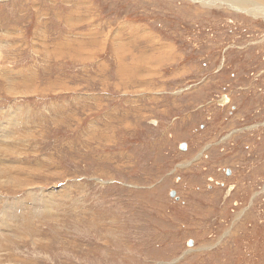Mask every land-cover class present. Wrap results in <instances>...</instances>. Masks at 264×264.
I'll list each match as a JSON object with an SVG mask.
<instances>
[{
  "label": "rangeland",
  "instance_id": "rangeland-1",
  "mask_svg": "<svg viewBox=\"0 0 264 264\" xmlns=\"http://www.w3.org/2000/svg\"><path fill=\"white\" fill-rule=\"evenodd\" d=\"M0 138V264H264V0H0Z\"/></svg>",
  "mask_w": 264,
  "mask_h": 264
},
{
  "label": "bare ground",
  "instance_id": "bare-ground-1",
  "mask_svg": "<svg viewBox=\"0 0 264 264\" xmlns=\"http://www.w3.org/2000/svg\"><path fill=\"white\" fill-rule=\"evenodd\" d=\"M198 1V0H197ZM212 1V0H211ZM7 91H8V89H7ZM11 92H12V90H10ZM20 116V115H19ZM7 120V119H6ZM13 121V120H12ZM11 123V122H10ZM13 125V124H12ZM11 125H9V127H10ZM11 128V127H10ZM9 128V129H10ZM10 130H12V129H10ZM12 132V131H11ZM12 134V133H11ZM13 135V134H12ZM3 136H5V134L4 133H2L1 132V138L3 137ZM1 138H0V141H1ZM10 138H12V137H10ZM3 140V139H2ZM4 141V140H3ZM0 145H2V144H0ZM9 146V145H8ZM11 146V145H10ZM1 147V146H0ZM3 147V146H2ZM16 147V146H15ZM11 148V147H10ZM11 150H12V148H11ZM8 159V158H7ZM5 161V160H4ZM10 162V161H9ZM9 164V163H8ZM0 169H1V167H0ZM8 174H10V173H8ZM10 176V175H9ZM11 176H13V175H11ZM16 176V175H15ZM3 178V177H2ZM12 178V177H11ZM16 178V177H15ZM8 180H10V179H8ZM12 180H13V178H12ZM11 180V181H12ZM13 182V181H12ZM14 183V182H13ZM6 238V237H5Z\"/></svg>",
  "mask_w": 264,
  "mask_h": 264
},
{
  "label": "water",
  "instance_id": "water-1",
  "mask_svg": "<svg viewBox=\"0 0 264 264\" xmlns=\"http://www.w3.org/2000/svg\"><path fill=\"white\" fill-rule=\"evenodd\" d=\"M181 146H182V148H185V147H186V144L183 143ZM170 195H171V196H174V190H171V191H170Z\"/></svg>",
  "mask_w": 264,
  "mask_h": 264
},
{
  "label": "crops",
  "instance_id": "crops-1",
  "mask_svg": "<svg viewBox=\"0 0 264 264\" xmlns=\"http://www.w3.org/2000/svg\"><path fill=\"white\" fill-rule=\"evenodd\" d=\"M233 3H235V2H233ZM92 37V36H91ZM93 38V37H92Z\"/></svg>",
  "mask_w": 264,
  "mask_h": 264
},
{
  "label": "flooded vegetation",
  "instance_id": "flooded-vegetation-1",
  "mask_svg": "<svg viewBox=\"0 0 264 264\" xmlns=\"http://www.w3.org/2000/svg\"><path fill=\"white\" fill-rule=\"evenodd\" d=\"M228 173V172H227Z\"/></svg>",
  "mask_w": 264,
  "mask_h": 264
}]
</instances>
